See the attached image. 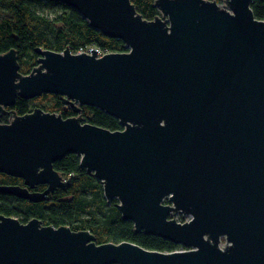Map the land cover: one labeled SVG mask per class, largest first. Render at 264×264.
Segmentation results:
<instances>
[{
  "label": "water",
  "instance_id": "water-1",
  "mask_svg": "<svg viewBox=\"0 0 264 264\" xmlns=\"http://www.w3.org/2000/svg\"><path fill=\"white\" fill-rule=\"evenodd\" d=\"M54 1L126 51L37 48L29 74L16 49L0 53V114L10 115L0 173L24 181L0 193L46 200L70 183L55 163L75 154L136 233L185 250L98 244L88 230L0 214V264H264V20L253 0H156L153 20L131 0ZM43 94L76 115L14 111ZM83 106L122 129L86 122Z\"/></svg>",
  "mask_w": 264,
  "mask_h": 264
},
{
  "label": "trees",
  "instance_id": "trees-1",
  "mask_svg": "<svg viewBox=\"0 0 264 264\" xmlns=\"http://www.w3.org/2000/svg\"><path fill=\"white\" fill-rule=\"evenodd\" d=\"M137 11L147 20L159 15L156 0H131ZM255 17L264 20V0H253ZM98 46L106 52H125L124 42L104 36L92 28L76 10L54 0H0V53L12 49L18 52L20 71L29 74L39 55L37 48L73 53L87 46ZM36 108L61 114L64 118L76 114L65 104L60 95L43 94L30 100L18 98L13 107L18 115H25ZM82 116L86 122L108 128L122 129L119 121L105 112L83 106ZM10 121V115L0 114V122ZM81 159L71 154L55 163V169L70 183L48 195L46 200L31 202L13 195L0 193V214L27 223L38 218L44 225L69 226L74 231L88 230L96 238V243H136L150 250L172 252L180 249L163 238L136 233L133 222L123 219L117 201L109 203L104 195L102 183L85 168ZM24 186V181L5 173H0V186ZM46 185L35 191L43 192ZM181 220L183 216L179 217Z\"/></svg>",
  "mask_w": 264,
  "mask_h": 264
},
{
  "label": "built area",
  "instance_id": "built-area-1",
  "mask_svg": "<svg viewBox=\"0 0 264 264\" xmlns=\"http://www.w3.org/2000/svg\"><path fill=\"white\" fill-rule=\"evenodd\" d=\"M93 49L97 50V56L98 57H102L103 55L107 54L108 52H106L105 50H103L102 48L98 47V46H87V47H83L81 48L78 52H75V54H81V53H86V54H93ZM190 220V217H185L182 220L179 218L178 221L180 222H187ZM181 250H185V248L182 246L180 249H177L175 251H181ZM173 252V251H172Z\"/></svg>",
  "mask_w": 264,
  "mask_h": 264
},
{
  "label": "flooded vegetation",
  "instance_id": "flooded-vegetation-1",
  "mask_svg": "<svg viewBox=\"0 0 264 264\" xmlns=\"http://www.w3.org/2000/svg\"><path fill=\"white\" fill-rule=\"evenodd\" d=\"M36 189H37V188H36ZM36 189H35V190H36ZM179 217H181V216H180V215H177V216H176V219L178 220ZM184 218H185V217H184ZM223 243H225L224 240H223Z\"/></svg>",
  "mask_w": 264,
  "mask_h": 264
}]
</instances>
